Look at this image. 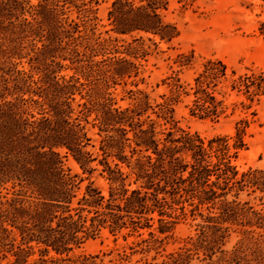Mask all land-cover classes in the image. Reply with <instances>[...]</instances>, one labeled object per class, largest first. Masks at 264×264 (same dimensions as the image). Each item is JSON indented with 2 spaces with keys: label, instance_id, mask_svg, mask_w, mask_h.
Returning <instances> with one entry per match:
<instances>
[{
  "label": "trees",
  "instance_id": "1",
  "mask_svg": "<svg viewBox=\"0 0 264 264\" xmlns=\"http://www.w3.org/2000/svg\"><path fill=\"white\" fill-rule=\"evenodd\" d=\"M91 1L37 0L28 8L26 0H0V57L5 58L0 66V264H101L99 255L76 259L46 255L51 251L68 255L104 228L112 233L139 231L157 220L158 230L165 233L180 215L174 211L181 208L186 215L183 203L190 199L192 214L199 210L203 218L199 232L189 237V247L149 264H264V246L259 244L264 233L255 235L254 229H244L257 244L249 251L235 247L225 255L222 248L234 224L264 229V212L248 201L228 198L232 190L238 193L246 187L260 190L264 197V169L239 173L232 163L247 147L248 120L237 121L234 135L205 140L181 128L157 130L155 120L142 118L148 108L144 96L131 106L115 107L107 89L136 65L124 57L90 59L106 41L87 27ZM71 6L82 22L64 16L65 7ZM165 7L166 0H113L108 14L111 30L170 40L178 31L164 20ZM25 56L31 72L17 69L12 61ZM58 57L71 60L76 73L58 74L63 67ZM215 67L197 78V90L206 95L198 97L204 108L215 101L201 89ZM241 81L251 100L264 94L262 75ZM77 93L84 99L78 108ZM92 113L102 136L99 159L87 149L91 137L81 121ZM62 148L83 173L95 171L92 162L98 160L109 182L107 195L92 181L80 186L83 178L79 181L78 174L65 168ZM201 208L209 212L204 214ZM149 234L154 236L153 231ZM36 247L41 257L30 260ZM199 251L204 256L194 263L193 255ZM217 253L221 255L215 258Z\"/></svg>",
  "mask_w": 264,
  "mask_h": 264
},
{
  "label": "rangeland",
  "instance_id": "2",
  "mask_svg": "<svg viewBox=\"0 0 264 264\" xmlns=\"http://www.w3.org/2000/svg\"><path fill=\"white\" fill-rule=\"evenodd\" d=\"M36 2L37 0H26V6L29 8ZM112 2L113 0H92L89 4L92 11L88 16L87 27L90 33L95 32V36H100V40L106 39L103 47L94 54L90 53V59L100 61L124 57L136 65L131 67L129 75L108 87L113 105L131 106L137 97L144 96L148 108L142 118L155 120L157 130L181 128L196 132L205 140L234 135L237 121L247 119V147L238 151L237 156L232 158V163L239 173L264 169V94L256 95L251 100L241 81L246 76L264 77V0H166V7L162 9L164 20L176 25L178 31L170 40L146 32H134L132 35L115 33L111 30L108 16ZM65 11L64 16H68L69 20L82 22L75 7H65ZM24 16L29 18L30 14L26 12ZM80 28L83 30L85 26L82 24ZM4 59L0 57V66ZM56 60L63 64L58 74L70 76L76 73L71 60L59 57ZM12 61L17 69L32 71L29 56L14 57ZM213 62L216 66L214 74H209L201 89L212 95L215 101L213 104L206 103L210 107L204 108L199 105L202 101L198 97L206 95L204 91L197 90V78L206 74V70L214 66ZM8 65L10 63L6 66ZM34 77L38 78V74ZM196 99L200 101L196 102ZM83 100L82 95L77 93L74 106L78 108L77 103ZM94 117L95 114L92 113L82 117L81 121L91 137L87 149L98 155L99 159L102 157L99 151L102 136L98 133ZM60 152L65 168L72 174H78L79 181L83 178L80 181L82 188L92 181L107 195L109 182L101 174L103 166L98 160L92 162L97 169L87 174L82 172L71 155L66 156L65 148L60 149ZM109 160L112 162L111 158ZM123 170L128 172L125 166ZM131 180L132 177L129 176L127 183ZM128 186L132 188L135 185ZM228 198L248 201L255 210L264 212V197L260 190L249 187L238 193L232 190ZM190 203L191 199L183 203L186 215L181 208L174 211L180 215L175 218L172 230L165 233L158 230L160 222L157 220L152 227L141 228L139 231L124 229L122 232L112 233L104 228L95 237L74 246L68 255L51 251L46 257L76 259L99 255L97 261L101 264H149L161 261L169 253L189 247V237L196 236L199 232L203 218L198 213L199 210H194L192 214L193 206ZM200 210L204 214L209 212L207 208ZM244 229H254L255 235L264 233V229L256 226L232 225L222 245L226 250L225 255L235 247L249 251L257 245L255 236L244 232ZM150 231L154 232V236L149 234ZM259 244L263 247L264 241ZM220 255L221 253H217L215 258ZM203 256L202 251L194 253L193 262H199ZM39 257L41 252L36 247L29 259ZM63 264L73 262L64 261Z\"/></svg>",
  "mask_w": 264,
  "mask_h": 264
}]
</instances>
